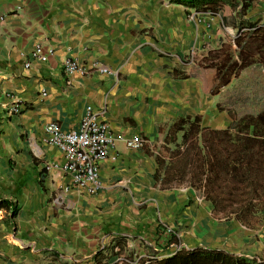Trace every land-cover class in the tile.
Returning <instances> with one entry per match:
<instances>
[{"label":"crops","instance_id":"0c3cea01","mask_svg":"<svg viewBox=\"0 0 264 264\" xmlns=\"http://www.w3.org/2000/svg\"><path fill=\"white\" fill-rule=\"evenodd\" d=\"M1 15L0 198L18 212L0 210V264H139L197 247L264 261L254 233L264 206L243 214L260 224L238 219L231 181L211 170L233 148L218 137L264 111V0H222L215 12L178 0H0ZM67 59L116 74H68ZM14 102L24 110L10 115ZM88 105L147 141L111 151L95 194L46 168L65 154L45 125L78 128ZM165 225L180 243L161 248Z\"/></svg>","mask_w":264,"mask_h":264},{"label":"trees","instance_id":"16d2710c","mask_svg":"<svg viewBox=\"0 0 264 264\" xmlns=\"http://www.w3.org/2000/svg\"><path fill=\"white\" fill-rule=\"evenodd\" d=\"M178 1L197 10L215 12L222 0ZM249 5L250 2L244 1L243 9ZM234 128L236 131L232 135L218 137L219 143L233 145V148L231 151L227 150L226 158L223 157V152L217 153L213 163L214 168L211 170L215 173L216 181H231L229 201L241 213L237 215L240 219L243 216L249 217V215H243L249 210L264 206V201L257 199L260 196L259 193L264 191V111L254 118L235 121ZM230 159H232L231 165ZM222 194L223 192H220L219 195ZM229 201L227 199V203ZM224 202L221 199L218 203ZM3 208H12L13 215L18 212V205L14 201L0 198V210ZM173 242L180 243L177 235L170 232L165 239V245L160 244L161 248ZM139 264H264V261L248 259L219 249L197 247L190 250L181 249L163 259L150 258Z\"/></svg>","mask_w":264,"mask_h":264},{"label":"built area","instance_id":"2783aa9c","mask_svg":"<svg viewBox=\"0 0 264 264\" xmlns=\"http://www.w3.org/2000/svg\"><path fill=\"white\" fill-rule=\"evenodd\" d=\"M4 16H0L2 21ZM52 51V50H51ZM43 45L37 42L32 51L33 59H42ZM32 61L25 63L30 67ZM63 68L68 73L80 72L87 74L92 71L116 74L108 65L99 61H92L87 65L79 63L73 59L63 62ZM43 90L42 97L47 95ZM24 106L20 102H14L7 112L10 115L20 114ZM45 138L49 143L60 148L65 154V162L51 161L47 164L48 171L60 169L71 176V185L67 186L78 190H83L92 194L99 193L103 189L101 179V163L110 156L112 150L122 143L130 148H142L146 144V139L138 134L126 135L123 132L112 129L105 118V111L96 109L88 105L78 128L64 130L57 122H49L45 125ZM167 233L172 232V228L166 226Z\"/></svg>","mask_w":264,"mask_h":264},{"label":"rangeland","instance_id":"374dc122","mask_svg":"<svg viewBox=\"0 0 264 264\" xmlns=\"http://www.w3.org/2000/svg\"><path fill=\"white\" fill-rule=\"evenodd\" d=\"M218 219H222L221 217H217ZM238 218V217H237ZM239 219V218H238ZM240 220H242V221H245L247 224H254V225H256L258 222L257 221H253V219L251 218V217H241L240 218ZM258 224H260V222L258 223ZM260 226V225H259ZM260 230V229H259ZM255 234H256V237L259 239V240H261L260 238H264V232H261V231H259V232H254Z\"/></svg>","mask_w":264,"mask_h":264}]
</instances>
